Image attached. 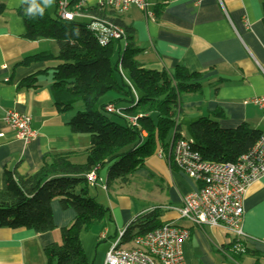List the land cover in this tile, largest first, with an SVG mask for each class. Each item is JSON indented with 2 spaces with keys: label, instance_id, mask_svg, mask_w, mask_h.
<instances>
[{
  "label": "crops",
  "instance_id": "obj_1",
  "mask_svg": "<svg viewBox=\"0 0 264 264\" xmlns=\"http://www.w3.org/2000/svg\"><path fill=\"white\" fill-rule=\"evenodd\" d=\"M66 1L72 7L74 0ZM146 1V11L130 7L115 17L134 30L135 44L143 49L136 57L138 62L157 71H170L183 64L190 73L201 75L200 92L181 96L177 117L181 136L195 142L190 125L215 112L222 114L218 119L222 129L247 124L264 132L263 113L250 102L264 95V0ZM0 4H4L0 14L1 189L5 171L32 175L52 153H72V162L84 163L90 144L87 135L72 132L68 125L74 111L60 113L53 104L50 72L44 70L56 61L25 63L34 55L57 54V44L49 39L25 38L23 20L16 13L25 4L23 0H0ZM52 7L53 13L55 0ZM156 8L162 10L159 17L155 16ZM32 75L36 77L35 86L22 85ZM134 94L138 98L139 93L134 90ZM115 97L108 93L99 103L108 105ZM7 110L30 117L35 139L24 143L16 138L3 122ZM105 182L103 168L96 173L95 183H88L89 195L108 208L111 219L103 230L94 227L80 234L88 264H104L107 251L128 224L151 209H159L162 224L170 222L189 230V238L182 245L187 264H264V175L248 185L243 196L242 231L253 253L242 255L239 261L231 253L232 238L226 229L196 226L179 217L176 209L183 197L195 192L199 183L174 165L170 152L158 149L126 184L115 183L106 189ZM51 211L53 231L0 228V264H46L44 248L60 241L59 229L67 227L75 216L73 210L61 209L58 199L51 202ZM132 245L130 242L121 247Z\"/></svg>",
  "mask_w": 264,
  "mask_h": 264
},
{
  "label": "trees",
  "instance_id": "obj_2",
  "mask_svg": "<svg viewBox=\"0 0 264 264\" xmlns=\"http://www.w3.org/2000/svg\"><path fill=\"white\" fill-rule=\"evenodd\" d=\"M57 1L53 16L47 13L44 0H36L42 13H28V3L16 10L25 26V38L49 39L58 46L57 54L34 55L25 63L56 61L44 70L50 72L53 104L60 113L74 111L68 125L72 132L87 135L90 147L84 163L72 162V153H52L45 156L32 175L5 171L0 189V228L53 231L51 202L58 199L61 209H71L75 216L67 227L59 229L60 241L44 248L46 264H88L80 234L94 227L103 230L111 219L108 208L89 195L86 175L106 168L108 189L115 183L126 184L129 176L158 149L168 154L181 136L177 122L181 96L200 92L201 75L190 73L183 64L170 71L145 68L136 59L143 49L135 44L134 30L121 24L115 18L119 15L111 10L87 8V14L109 19L125 34L123 40L99 45L87 28L89 20L65 21L57 16ZM3 10L4 4H0V14ZM161 11L156 8L155 16L159 17ZM35 80L32 75L22 85L35 86ZM134 90L139 93L138 98ZM108 93L116 96L109 104L119 113L107 112V105L99 103ZM77 104L81 108L77 109ZM128 117L135 122L131 123ZM221 117V112H215L190 125L195 139L193 148L205 160L233 163L252 148L262 132L247 124L222 129L218 124ZM159 215V209H151L135 217L120 236V246L161 226ZM238 245L231 239L229 248L237 261L242 255L253 253L245 241L236 249Z\"/></svg>",
  "mask_w": 264,
  "mask_h": 264
},
{
  "label": "built area",
  "instance_id": "obj_3",
  "mask_svg": "<svg viewBox=\"0 0 264 264\" xmlns=\"http://www.w3.org/2000/svg\"><path fill=\"white\" fill-rule=\"evenodd\" d=\"M146 0H74L69 6L66 0L57 1V16L65 21L87 18L88 30L99 45L106 46L111 41L124 39V31L107 18L86 13L87 8H106L116 15L124 14L130 7L146 11ZM264 116V95L253 97ZM107 112L119 113L113 106H106ZM131 123L135 119L128 117ZM3 122L11 128L16 138L28 143L35 139L30 117L14 110L4 113ZM194 141L182 136L172 144L170 158L174 165L189 178L197 181L199 187L183 197L178 215L193 225L223 227L234 241L247 240L242 231L243 196L252 182L264 175V132H262L245 154L235 162L208 161L193 148ZM88 183H95L96 174L92 170L86 175ZM107 251L104 264H187L182 245L189 238V230L173 223H163L158 228L139 235L132 241L131 248L120 246V236ZM237 246L238 249L240 246Z\"/></svg>",
  "mask_w": 264,
  "mask_h": 264
},
{
  "label": "clouds",
  "instance_id": "obj_4",
  "mask_svg": "<svg viewBox=\"0 0 264 264\" xmlns=\"http://www.w3.org/2000/svg\"><path fill=\"white\" fill-rule=\"evenodd\" d=\"M23 2L30 4V7L27 9L28 13H35L36 11L43 12V9L37 7L36 0H23ZM52 0H44L45 4H50Z\"/></svg>",
  "mask_w": 264,
  "mask_h": 264
},
{
  "label": "rangeland",
  "instance_id": "obj_5",
  "mask_svg": "<svg viewBox=\"0 0 264 264\" xmlns=\"http://www.w3.org/2000/svg\"><path fill=\"white\" fill-rule=\"evenodd\" d=\"M43 4H44V7H45L46 9L48 8V9H47V13H48L49 15L53 16V13H52V10H53L52 8H53V7H52V5L54 4V0H52V2L50 3V6H49V7H47V4H45L44 2H43ZM100 101H101V100H100ZM76 107L81 108V107H80V104H77ZM102 169H103V168H102ZM83 233H89V232H82V234H83ZM98 243L101 244V243H103V241H99Z\"/></svg>",
  "mask_w": 264,
  "mask_h": 264
}]
</instances>
